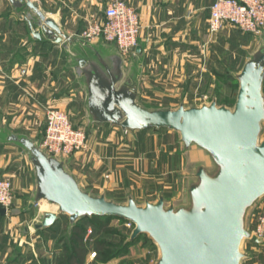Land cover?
I'll return each mask as SVG.
<instances>
[{
    "label": "crops",
    "instance_id": "0c3cea01",
    "mask_svg": "<svg viewBox=\"0 0 264 264\" xmlns=\"http://www.w3.org/2000/svg\"><path fill=\"white\" fill-rule=\"evenodd\" d=\"M115 1L126 3L139 17L141 28L136 47L139 52L135 48L133 53L122 56L121 83H131L133 78L136 102L146 109H151L147 105L155 102L161 103L159 105L164 109H176L180 105L186 108L199 99L208 98L216 84L223 81L238 84L237 75L245 63L264 48V32L253 36L225 25L217 34H210V8L215 0H33L36 7L66 36L75 39L72 43L63 41L61 44L33 39L25 20L28 16L36 21L31 11L16 8L11 0H0V137L11 129L23 128L24 122L21 127L16 125L23 118L29 119L31 109L40 111L55 107L67 110L72 117L71 123L73 111L84 109L86 116L87 90L74 59L79 51L94 50L90 45L85 46L78 36L88 23L100 22L105 8ZM63 54L67 61L63 60ZM131 56L133 60L129 65ZM21 71L24 75L20 74ZM63 88L64 91H73V96L62 94ZM262 93L264 96V81ZM87 120L107 135L98 143L100 148L92 142L86 146L88 151L76 153L64 161L66 171L83 191L93 195L83 189L84 184L91 191L98 190L100 195H105V189L109 192L108 188L123 184V179L128 182L149 166L150 163L142 161L144 158L140 162L136 158L128 159L132 160L130 163L126 161L122 142L116 139L117 133L124 135L125 131L110 124ZM96 150L101 156L96 154ZM88 154L90 158L86 157ZM166 159L171 165L176 162L173 157H170L172 161L168 157ZM81 162L84 165L87 162L86 169L92 174L81 177L73 173V168L78 170ZM157 163L154 161L151 168L155 169ZM141 195L145 198V194ZM8 212L0 215V264H57L65 251H70L69 237L75 226H80L84 232L82 244L87 253L83 264H94L90 258L91 251L97 249L99 242H106L102 239L104 233L91 231L94 225H83L78 221L71 224L68 217L63 221L59 215L52 227L29 233L27 221L19 216L9 219ZM43 212L50 211H42L40 216ZM262 212L264 201L257 204L250 215L252 229ZM64 223L67 224L66 233L62 232ZM88 231L92 232L91 236ZM140 236L132 242L129 236L127 250L119 252L117 257L112 255L105 263H123L122 256L131 255V248L146 249L148 241H142ZM141 260L135 259L134 264Z\"/></svg>",
    "mask_w": 264,
    "mask_h": 264
},
{
    "label": "water",
    "instance_id": "95a60500",
    "mask_svg": "<svg viewBox=\"0 0 264 264\" xmlns=\"http://www.w3.org/2000/svg\"><path fill=\"white\" fill-rule=\"evenodd\" d=\"M16 8H27L37 17L25 16L33 39L54 44L72 43L51 19L30 0H11ZM85 46L89 44L84 43ZM139 52V48H136ZM111 61V60H110ZM114 65L77 60L78 74L85 81L87 111L94 123L110 124L122 131L169 130L178 133L184 149L194 146L204 151L217 170L196 169V182L188 190L189 207H166L160 197L139 206L128 198L125 204L92 196L83 191L66 171L65 162L47 156L31 140L6 135L8 142L24 148L34 167V201L58 209L71 224L85 217L112 218L134 225L130 241L147 235L156 245L155 264H240L243 240L254 245L263 241L251 237L245 228L246 213L264 196V140L259 142L264 121V48L258 50L237 75L238 92L233 109L215 101L199 107L150 110L136 102L131 83H121L122 59ZM6 211L0 208V215ZM58 214L43 212L35 230L52 227Z\"/></svg>",
    "mask_w": 264,
    "mask_h": 264
},
{
    "label": "rangeland",
    "instance_id": "374dc122",
    "mask_svg": "<svg viewBox=\"0 0 264 264\" xmlns=\"http://www.w3.org/2000/svg\"><path fill=\"white\" fill-rule=\"evenodd\" d=\"M30 1L33 2V0ZM31 15H33L34 19H37L32 11ZM78 39H80L82 43L89 44L94 51L86 50L87 52L85 53L81 51L76 53L77 56L74 59V64L76 66L77 60L81 58H84L89 62L97 63L98 58L101 57L102 59L110 62L112 65H114V62L112 61L114 57H119L122 59V55L119 54V51L116 48H113L110 44H105L102 41L87 42V40L80 38V36H78ZM64 58L65 59L63 60L67 61V57L64 56ZM129 58L130 62L128 64L130 65L133 57L131 56ZM20 74L24 75V71H21ZM131 84H134L132 77ZM64 88L62 90V94H66L67 97H72L73 91H68L69 89L64 91ZM78 89H80L79 86ZM214 90L213 92H211V89L210 93L208 94V98L199 99L194 105L190 104L186 108L199 107L202 104H209L212 101H215L218 106H225L229 109H233L238 92V84H236L235 82L224 83L223 81L222 83L216 84ZM82 94H84L83 91ZM159 104L161 103L155 102L154 104H151V106H147L148 108H151L150 110L164 109L163 107H160ZM60 109L61 108H59V110ZM44 111L45 110L36 111L35 109H31L29 112V119L23 118V121H19V123L16 125V127H21L24 122V126H22L23 128L16 131L14 129H11V132L9 133L31 140L40 149L44 136ZM64 112L68 114L71 120L72 117L69 115V112L67 110H65ZM86 118L91 120L87 112L85 116L84 109L78 110V112L73 111V126L84 131L87 139L86 146H88V144H91L92 142H96L97 147L100 148L101 146L98 145V143L103 140V138L107 135V132L99 131V129L93 124L91 125V122H89ZM9 133H4V137H0V179L8 180L11 183L13 194V204L9 209L7 215L8 218L13 219L19 216L18 218L26 220V223H28L27 229L29 233H36V230L33 226L41 220L40 215L42 211H54L59 215L61 220L66 221V215L59 214L57 208L44 202H41L30 209L28 208V205L34 201L35 197L36 182L34 167L29 159L28 153L24 150L23 147H21L17 143L6 141V134L10 135ZM116 139L120 140V143L122 142L124 157L126 158V161H129L128 159L131 158H136L140 162L144 158L146 160L143 159L142 161H147L150 164L147 168L142 169L143 171L141 175L137 174L136 176L131 177V180H129L128 182H124L123 179L121 181V183L123 184L117 185L113 188H108L109 192H107L106 189L104 190L105 193L103 192V194L105 195L103 196H105L107 200L113 201L115 203L125 204L128 198L131 197L137 205L144 206L145 202L154 203L160 197H162L166 207H189L190 200L188 190L191 185L196 182V169L199 166H203L210 174H214L217 170L216 165L204 151L194 146L190 147L189 149H184L183 144L180 142L178 133H175L173 131L165 129H151L146 132L127 131L126 133H124V135H119V133H117ZM263 140L264 121L261 123L259 142H262ZM86 151H88V147L80 152ZM96 154H98V156H101V153L98 150H96ZM90 156L91 155L88 154L86 157L90 158ZM166 157H168L169 159L170 157H173V159L175 158V164L171 165V162H169ZM154 161L159 163H157L158 166L155 169L151 168L153 167L152 163ZM170 161L172 160L170 159ZM130 162H132V160H130L129 163ZM86 165L87 162L85 163V165L84 162H81L78 170H75L73 168V173L77 174V176L81 175V177L92 174L90 170L86 169ZM98 173L100 175H103V173ZM83 189L88 190L91 194H93L92 196H101L98 190L91 191L90 187L88 189V187H86L84 184ZM131 194H133L134 196L132 197ZM141 194H145V198ZM262 201H264V196L257 202H255L254 205L249 208L246 213L245 228L249 232L252 230L249 219L250 215L255 209L256 205ZM78 223H83V225H94V227L91 229L93 233L94 231L98 230L99 226L108 223V230L111 235L104 234L105 237L102 238L104 241L109 243L106 250L107 255L103 258L102 264H106L105 261L110 259L112 255L117 257V254L119 252H124L127 250L128 247L125 248L124 244L129 239L131 230L123 226L124 222L122 220L111 218L98 220L95 218L85 217L78 220ZM64 226L65 227L62 232L66 233V231H68L67 224L64 223ZM92 232L88 231L89 236L92 235ZM140 238L142 239V241L147 240L149 246L146 249H143V251L139 250L138 248H131L130 250H132V254L129 256H122L121 260H123V263L120 264H134L135 259L139 258L142 260L138 263L136 262V264L156 263L159 258L158 248L147 235H141ZM240 251L243 254V258L240 264H264V242L261 245H254L251 244L249 240H243ZM91 252L97 254V250H92ZM95 259L96 256L95 258H93V260Z\"/></svg>",
    "mask_w": 264,
    "mask_h": 264
},
{
    "label": "built area",
    "instance_id": "2783aa9c",
    "mask_svg": "<svg viewBox=\"0 0 264 264\" xmlns=\"http://www.w3.org/2000/svg\"><path fill=\"white\" fill-rule=\"evenodd\" d=\"M225 25H231L244 34L260 36L264 31V0H216L210 9V34L219 32ZM140 28L137 12L126 3L115 1L105 8L100 22L88 23L79 36L87 42L102 41L114 45L120 55L126 56L137 47ZM86 141L84 131L73 126L67 113L52 107L45 109L40 149L47 156L68 161L86 149ZM12 204V185L8 180L0 179V208L8 211ZM124 226L134 229V225L127 221ZM249 233L264 242V213L257 216ZM95 256V253L90 254L91 259Z\"/></svg>",
    "mask_w": 264,
    "mask_h": 264
},
{
    "label": "trees",
    "instance_id": "16d2710c",
    "mask_svg": "<svg viewBox=\"0 0 264 264\" xmlns=\"http://www.w3.org/2000/svg\"><path fill=\"white\" fill-rule=\"evenodd\" d=\"M91 218H95L98 220L106 219V218H96V217H91ZM122 221L125 222L124 220ZM97 231L99 233L111 235L108 230V223H105L104 225L99 226ZM83 236H84V232L80 226H75L73 229H71L70 237H69V250L70 251L69 252L65 251L64 255L57 261V264H83L84 263L87 250L84 248L82 244ZM128 246H129V243L126 241L124 244V247L126 248ZM107 247H108V244L106 242L98 243V247L96 249L97 250L96 259L93 260L94 264L97 261H101V262L103 261V258L106 257L107 255V252H106Z\"/></svg>",
    "mask_w": 264,
    "mask_h": 264
},
{
    "label": "bare ground",
    "instance_id": "6f19581e",
    "mask_svg": "<svg viewBox=\"0 0 264 264\" xmlns=\"http://www.w3.org/2000/svg\"><path fill=\"white\" fill-rule=\"evenodd\" d=\"M43 206V205H42Z\"/></svg>",
    "mask_w": 264,
    "mask_h": 264
}]
</instances>
